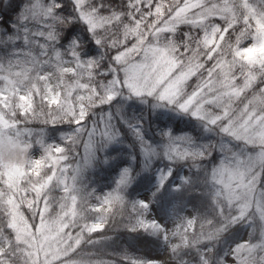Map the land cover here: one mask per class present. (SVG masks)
Listing matches in <instances>:
<instances>
[{
    "label": "trees",
    "instance_id": "1",
    "mask_svg": "<svg viewBox=\"0 0 264 264\" xmlns=\"http://www.w3.org/2000/svg\"><path fill=\"white\" fill-rule=\"evenodd\" d=\"M184 1L0 0V66L15 56L35 60L24 83L30 107L23 110L18 94L11 96L9 133L57 143L75 195L71 204L60 180L40 197L30 180L15 189L0 182V241L6 243L0 264H134L157 255L165 242L145 227L140 198L146 193L164 220L183 216L179 233L186 243L171 251L176 264H224L246 232L254 251L249 261L262 263L264 140L247 135L264 130V64L248 65L237 51L255 36L251 8L263 11L264 0H248V7L242 0H203L202 7L215 5L203 21L175 23ZM155 47L176 66L168 79L192 72L172 102L157 91L139 93L128 80ZM55 60L76 62V71L43 74ZM48 77L59 86L57 101L48 99ZM193 96L185 109L181 103ZM236 156L244 165L248 156L262 157L245 178L251 196L245 211L214 178ZM49 171L41 168L37 184L48 181ZM161 171L166 177L154 191ZM187 210L193 226L183 231ZM16 213L24 221L23 240L13 227ZM55 222L62 226L58 258L47 262L31 245L44 223ZM93 224L101 228L92 230ZM47 228L44 235L56 231Z\"/></svg>",
    "mask_w": 264,
    "mask_h": 264
},
{
    "label": "rangeland",
    "instance_id": "2",
    "mask_svg": "<svg viewBox=\"0 0 264 264\" xmlns=\"http://www.w3.org/2000/svg\"><path fill=\"white\" fill-rule=\"evenodd\" d=\"M83 2L85 0H79ZM203 0H185L181 6L177 9L176 13L172 17L175 23L181 22H201L204 20V16L208 11L214 9L215 5L208 7H202ZM243 4L248 5V0H242ZM254 13V21L256 26V34L251 39L247 40L237 51V57L247 63L248 65H263L264 64V10H256L251 8ZM172 20V23H174ZM174 23V24H175ZM217 29H212L207 37V43L210 45L215 39ZM129 56L127 54L123 57ZM35 60L28 57L15 56L13 63L0 66V182L3 184V189H15L22 180H30V186L33 190L37 191L38 197L41 196V192L47 187V184L56 183L58 180L62 183L63 187L67 188L66 193L69 194V200L71 204L75 203V195L71 193L73 183L68 182L66 176V167L63 165V157L61 155V148L55 142H47L43 138H38L37 143L34 144L31 139L32 134H28L25 137L21 135H10L9 123L7 121V110L9 109L10 98L13 94L17 93L20 103L19 106L23 110H27L30 107V93L24 87V83L29 79V74L33 68ZM52 65H45L43 74H48L55 70L66 69L74 73L77 68V64L74 61H66L61 64L58 60L52 62ZM175 65L172 63L171 58L167 55V52L163 49L152 48L149 54L143 60V62L133 67L128 75V80L131 83V87L137 92L142 91H157L161 94V97L168 101L177 100L183 84L192 75L191 71H184L180 74L168 79V76L172 74L175 69ZM48 99L51 101H57L60 95L59 86L54 80L48 77ZM195 97H190L183 101L181 105L185 109H188L194 102ZM248 136L249 141L256 139L264 140V130L259 127L256 131L251 132ZM89 153L87 152V155ZM247 164L236 156L234 160L225 159L221 166L215 170V181L226 189L227 198L232 202H238L242 211L247 210V204L250 202L251 196L245 189V178L248 174H251L255 166L262 161V157L248 156L246 158ZM41 168L50 169L48 174V181L45 184H37V176L40 174ZM76 172V169H74ZM188 172L185 170L184 178ZM32 176L29 179V176ZM165 175L161 171L159 173V180L154 187V191L160 188L164 182ZM239 189V191H238ZM71 193V194H70ZM115 195H117L115 193ZM141 203L147 208L144 213L145 227L148 228L152 234L157 238L162 239L165 244L162 251L157 255H150L143 259H133L134 264H176L171 257V251L174 247L184 245L186 243V236L183 233H179L180 224L183 216L169 217L164 220L156 210V206L150 203L151 194L146 193L141 196ZM13 210L16 212V206L11 202ZM71 207L67 205L66 212L71 211ZM188 219L183 231L191 229L193 226L192 215L187 210ZM16 219L13 221V227L17 233L18 239H25L24 221L22 217L16 213ZM50 220V219H47ZM59 223H44L40 230L41 239L37 243L32 244V250L34 252H42L44 260L47 262L53 261L58 258V243L57 232L62 226H58ZM47 226H54L55 233L50 235H44L49 233ZM92 230H98L101 228L100 224H93ZM6 243L0 241V255L5 250ZM254 251L249 245V234L245 233L243 239L237 244L231 245L226 253L223 262L224 264H252L249 261V256ZM48 256V257H47ZM264 264V259L262 263Z\"/></svg>",
    "mask_w": 264,
    "mask_h": 264
}]
</instances>
